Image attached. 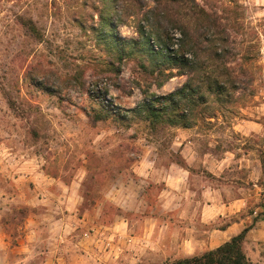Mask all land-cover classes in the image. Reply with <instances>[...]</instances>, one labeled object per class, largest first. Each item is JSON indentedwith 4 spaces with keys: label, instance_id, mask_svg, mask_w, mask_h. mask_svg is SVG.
<instances>
[{
    "label": "rangeland",
    "instance_id": "obj_1",
    "mask_svg": "<svg viewBox=\"0 0 264 264\" xmlns=\"http://www.w3.org/2000/svg\"><path fill=\"white\" fill-rule=\"evenodd\" d=\"M84 1L92 0H0V264H114L104 248L120 212L116 189L135 188L133 167L143 157L176 155L170 147L181 127L150 125L132 109L186 77L157 86L133 58L118 60L91 28L98 17L81 8ZM197 1L228 27L227 66L238 88L209 89L218 73L204 65L194 84L205 96L192 112L195 124L229 129L236 142L233 125L258 122L260 132L241 143L264 156V0ZM79 8L83 28L73 20ZM136 28L137 16H126L113 34L131 40ZM200 35V42L209 36ZM101 109L107 115L98 120ZM72 202L80 204L68 210ZM96 224L98 232L90 229ZM96 234L104 240L92 242L98 255L82 257Z\"/></svg>",
    "mask_w": 264,
    "mask_h": 264
},
{
    "label": "crops",
    "instance_id": "obj_2",
    "mask_svg": "<svg viewBox=\"0 0 264 264\" xmlns=\"http://www.w3.org/2000/svg\"><path fill=\"white\" fill-rule=\"evenodd\" d=\"M231 128L236 142L229 129L178 128L170 147L175 156L143 157L134 165L135 188L116 189L113 197L120 212L107 227L104 251L114 264H170L215 249L244 229L246 258L264 264V156L241 143L263 126L242 120ZM90 229L100 231L98 224ZM90 239L84 258L98 255L92 242L104 244L97 234Z\"/></svg>",
    "mask_w": 264,
    "mask_h": 264
},
{
    "label": "trees",
    "instance_id": "obj_3",
    "mask_svg": "<svg viewBox=\"0 0 264 264\" xmlns=\"http://www.w3.org/2000/svg\"><path fill=\"white\" fill-rule=\"evenodd\" d=\"M81 5V8L96 13L98 20L91 28L99 31L110 48L117 49L118 60L133 58L149 76H155L157 86H161L166 78L186 77L185 83L174 91L167 95L154 94L132 109L140 112L150 125L165 120L171 126L188 128L196 123L192 112L197 101H203L205 96L194 84H197L204 65L208 68L212 65L218 73L209 83V89L213 86L221 94L227 87L233 92L238 88L235 70H229L227 66V59L232 54L228 27L214 9L206 8L205 3L200 4L197 0H92ZM81 8L77 9L73 20L83 28ZM126 16H137V38L127 40L113 34L114 27L123 24ZM26 26L32 33L36 32L31 21ZM202 33L209 36L200 42ZM109 47L107 50H111ZM180 101L185 102L183 107L178 105ZM102 111L96 114L98 120L107 115ZM246 230L215 249L177 258L170 264H250L242 250Z\"/></svg>",
    "mask_w": 264,
    "mask_h": 264
}]
</instances>
